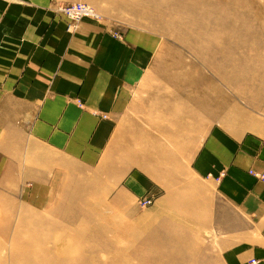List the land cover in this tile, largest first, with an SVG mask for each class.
<instances>
[{
	"label": "crops",
	"instance_id": "crops-1",
	"mask_svg": "<svg viewBox=\"0 0 264 264\" xmlns=\"http://www.w3.org/2000/svg\"><path fill=\"white\" fill-rule=\"evenodd\" d=\"M114 33L89 18L67 30L52 0H0V217L76 164L153 199L156 213L194 228L188 237L205 228L206 264H264V183L248 172H264V115L217 120L192 151L187 100L175 96L173 110L167 92L175 77L150 90L151 45ZM170 145L182 153H163Z\"/></svg>",
	"mask_w": 264,
	"mask_h": 264
},
{
	"label": "rangeland",
	"instance_id": "rangeland-1",
	"mask_svg": "<svg viewBox=\"0 0 264 264\" xmlns=\"http://www.w3.org/2000/svg\"><path fill=\"white\" fill-rule=\"evenodd\" d=\"M78 2L94 8L100 17L91 20L108 23L116 37L151 45L154 69L149 75L156 82L149 88L175 77L167 92L173 110L175 96L187 100L192 151L217 120L246 124L264 115V0H52L54 11ZM162 151L178 157L183 150L170 145ZM162 154L156 162L168 161ZM72 166L63 171L59 187L36 189L32 199L22 198L21 191L19 205L12 201L3 209L0 264L214 261L212 252L203 250L211 239L205 228L188 237L194 228L179 227L171 214L156 213L153 199L132 197L106 183L102 169ZM176 166L182 175L185 169ZM144 199L151 203L141 206ZM182 239L189 242L182 244ZM198 250L209 257L196 256Z\"/></svg>",
	"mask_w": 264,
	"mask_h": 264
},
{
	"label": "built area",
	"instance_id": "built-area-1",
	"mask_svg": "<svg viewBox=\"0 0 264 264\" xmlns=\"http://www.w3.org/2000/svg\"><path fill=\"white\" fill-rule=\"evenodd\" d=\"M54 13L58 17H64L66 19L67 30L69 31H73L77 27L78 22L82 19H99L100 17L94 8L83 2L64 3L63 5H58L56 6ZM248 172L258 181L264 183V172H257L254 169H249ZM150 203V199L139 200V204L141 206L148 205ZM251 262L254 263L255 260H252Z\"/></svg>",
	"mask_w": 264,
	"mask_h": 264
},
{
	"label": "bare ground",
	"instance_id": "bare-ground-1",
	"mask_svg": "<svg viewBox=\"0 0 264 264\" xmlns=\"http://www.w3.org/2000/svg\"><path fill=\"white\" fill-rule=\"evenodd\" d=\"M36 241V240H35ZM80 262V261H79ZM85 262V261H84ZM87 262V261H86ZM78 263V262H77ZM82 262H80V264H81Z\"/></svg>",
	"mask_w": 264,
	"mask_h": 264
}]
</instances>
